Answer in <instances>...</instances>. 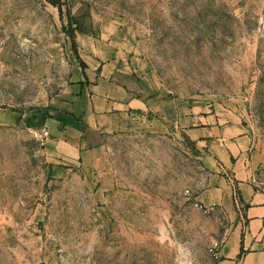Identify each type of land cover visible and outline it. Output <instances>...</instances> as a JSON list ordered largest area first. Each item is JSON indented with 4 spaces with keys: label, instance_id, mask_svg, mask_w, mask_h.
I'll return each mask as SVG.
<instances>
[{
    "label": "rangeland",
    "instance_id": "obj_1",
    "mask_svg": "<svg viewBox=\"0 0 264 264\" xmlns=\"http://www.w3.org/2000/svg\"><path fill=\"white\" fill-rule=\"evenodd\" d=\"M61 2L0 0V264H215L232 221L197 201L211 173L171 123L139 121L73 170L37 133L85 68L72 29L111 25L170 97L231 109L264 150V0Z\"/></svg>",
    "mask_w": 264,
    "mask_h": 264
},
{
    "label": "crops",
    "instance_id": "obj_2",
    "mask_svg": "<svg viewBox=\"0 0 264 264\" xmlns=\"http://www.w3.org/2000/svg\"><path fill=\"white\" fill-rule=\"evenodd\" d=\"M76 44L85 68L65 106L50 112L37 133L49 163L70 170L100 167L108 136L139 121L171 123L211 173L197 201L232 221L215 264H264V150L242 119L210 102L170 97L131 32L107 25L97 35L78 33Z\"/></svg>",
    "mask_w": 264,
    "mask_h": 264
},
{
    "label": "trees",
    "instance_id": "obj_3",
    "mask_svg": "<svg viewBox=\"0 0 264 264\" xmlns=\"http://www.w3.org/2000/svg\"><path fill=\"white\" fill-rule=\"evenodd\" d=\"M47 1L50 4H52L53 6L58 7L59 10L61 12H63V5H62L61 0H47ZM70 26H71V28L73 27V19L72 18L70 19ZM76 32H79V33H87L84 30H77L76 31V30L72 29V35H74V37H73V45H74L75 48H77V44H76ZM78 60H81V58L79 56H78ZM82 64H83V66H85L84 63H82ZM245 253L246 252L244 251V249H242V252H241V254L239 256V260H241L243 258V256H244Z\"/></svg>",
    "mask_w": 264,
    "mask_h": 264
},
{
    "label": "built area",
    "instance_id": "obj_4",
    "mask_svg": "<svg viewBox=\"0 0 264 264\" xmlns=\"http://www.w3.org/2000/svg\"><path fill=\"white\" fill-rule=\"evenodd\" d=\"M205 209L207 211L213 210L212 208H206V207H205ZM221 245H222V243H215V245L212 247L211 253L214 256V258H217L219 256V252H220V249H221Z\"/></svg>",
    "mask_w": 264,
    "mask_h": 264
}]
</instances>
